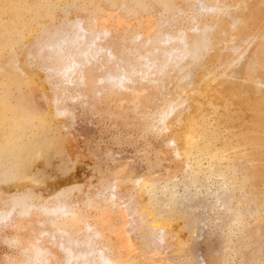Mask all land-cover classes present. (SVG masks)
<instances>
[{"label":"rangeland","instance_id":"1","mask_svg":"<svg viewBox=\"0 0 264 264\" xmlns=\"http://www.w3.org/2000/svg\"><path fill=\"white\" fill-rule=\"evenodd\" d=\"M0 101V264H264V0H0Z\"/></svg>","mask_w":264,"mask_h":264},{"label":"bare ground","instance_id":"2","mask_svg":"<svg viewBox=\"0 0 264 264\" xmlns=\"http://www.w3.org/2000/svg\"><path fill=\"white\" fill-rule=\"evenodd\" d=\"M69 80L70 78L66 79V81ZM5 106L6 103L4 101H0V181L10 180L11 182H13L14 180H19L20 178H26L28 176H31L28 172L25 171V173H22V175L20 174V178H17V173L21 171L22 167L26 164V162L30 164L34 161L33 158L31 159L28 157L32 153V151L38 146V143L40 144V141L37 136L27 135V131L25 132V134H22V116L24 114H21L17 111H13L10 115H8L9 112H7ZM12 166H14L13 170H11ZM31 174L34 175V172H31ZM13 186H17V184L14 183ZM1 189H3L2 186H0V190ZM182 197L183 203H190L194 200V198H192L193 196L190 197L189 195H184ZM215 197L218 201L221 202L222 205L226 206V208L229 209L230 198L228 194L221 192L215 193ZM230 216H228V218ZM229 225H227V227ZM227 229L229 230V228Z\"/></svg>","mask_w":264,"mask_h":264}]
</instances>
